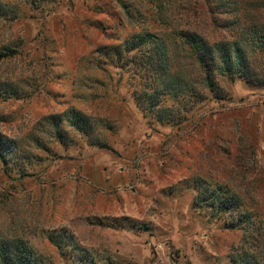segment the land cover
Masks as SVG:
<instances>
[{"label": "rangeland", "instance_id": "374dc122", "mask_svg": "<svg viewBox=\"0 0 264 264\" xmlns=\"http://www.w3.org/2000/svg\"><path fill=\"white\" fill-rule=\"evenodd\" d=\"M166 1L178 27L240 44L246 76L159 119L111 57L168 32L155 1L122 0L128 19L117 0H0V245L38 264H264V0Z\"/></svg>", "mask_w": 264, "mask_h": 264}, {"label": "trees", "instance_id": "16d2710c", "mask_svg": "<svg viewBox=\"0 0 264 264\" xmlns=\"http://www.w3.org/2000/svg\"><path fill=\"white\" fill-rule=\"evenodd\" d=\"M117 1L126 18L131 19L135 14L134 9H129L122 0ZM148 1L156 2V12L159 18L165 17L162 25L166 24L168 32L160 37L150 33L147 28H140L139 32L132 34L111 53V57L124 55L125 66L133 67L138 86L134 99L148 117H172L167 107V103L172 102L173 113L180 118L182 113L186 114L206 101L203 91H210L217 82L218 74L231 79L238 74L246 76V56L240 44L209 41L202 34L196 33V29L187 27V24L178 27L171 21L169 14H165L170 9L162 3L158 4L161 0ZM169 5L171 8L173 3ZM231 5L232 1L227 4ZM191 68L199 73L195 79L190 74ZM74 121L78 125L81 119L75 118ZM236 207L235 200L226 198L218 202L217 212L235 213ZM36 257L24 242L5 241L0 245V264H38L39 259Z\"/></svg>", "mask_w": 264, "mask_h": 264}]
</instances>
